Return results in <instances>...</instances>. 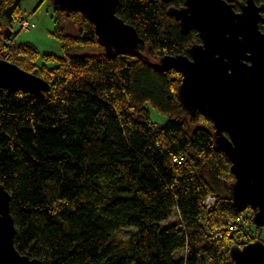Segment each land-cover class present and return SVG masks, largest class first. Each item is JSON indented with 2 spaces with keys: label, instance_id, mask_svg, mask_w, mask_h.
Masks as SVG:
<instances>
[{
  "label": "trees",
  "instance_id": "trees-1",
  "mask_svg": "<svg viewBox=\"0 0 264 264\" xmlns=\"http://www.w3.org/2000/svg\"><path fill=\"white\" fill-rule=\"evenodd\" d=\"M22 1L0 0V51L9 49L0 60L47 88H0V185L11 195L18 252L41 264H230L232 249L262 241L264 228L251 236L239 222L247 212L234 210L232 164L215 148L213 122L177 98L179 73L139 57L107 58L86 16L58 8L52 35L62 57L5 45ZM185 1L120 0L117 15L138 31L151 62L202 43L168 14ZM148 106L168 118L163 127ZM209 196L216 202L208 210ZM175 213L178 222L165 225Z\"/></svg>",
  "mask_w": 264,
  "mask_h": 264
},
{
  "label": "water",
  "instance_id": "water-1",
  "mask_svg": "<svg viewBox=\"0 0 264 264\" xmlns=\"http://www.w3.org/2000/svg\"><path fill=\"white\" fill-rule=\"evenodd\" d=\"M51 2L67 14L85 15L107 58L139 57L160 73L176 71L182 76L179 102L188 114L200 112L211 119L215 148L232 164L236 214L250 209L254 226L264 228V5L247 0L236 12L237 0H186L181 8L171 7L168 14L180 23L182 33L196 30L202 43L193 44L188 55L151 62L140 52L144 40L138 31L117 15L120 0ZM0 88L38 94L47 84L0 60ZM10 203L11 195L0 185V264H41L16 249ZM231 258L230 264H264V243L257 240L234 248Z\"/></svg>",
  "mask_w": 264,
  "mask_h": 264
},
{
  "label": "rangeland",
  "instance_id": "rangeland-1",
  "mask_svg": "<svg viewBox=\"0 0 264 264\" xmlns=\"http://www.w3.org/2000/svg\"><path fill=\"white\" fill-rule=\"evenodd\" d=\"M26 20L29 22V24L27 27H24L25 25L23 23L27 22ZM21 24L23 25V27H21ZM12 27H13L12 31L14 32V34L11 33L10 37L7 36L5 37L6 30L4 31V35H1V40L5 45L7 44L9 46H18V44L30 43L34 45L42 55L53 54L56 55L57 57H62V50L60 43L52 35L55 28V22H54V7L51 0H23L21 5V20L13 24ZM70 29H72L71 25H70ZM0 55L4 57L6 56L5 59H7L9 57V49L4 47L2 51H0ZM38 64L40 65L45 64L48 67L53 68L57 65V62L54 63L52 62L50 64H47L44 63V61L41 59L38 62ZM177 79H179L178 76ZM148 109L150 112L151 121L154 123V125L157 128L163 127L166 124L168 118L163 114H161L159 111H157V109L151 106H148ZM214 205L215 202H211V204L207 205L206 208L211 209L212 207H214ZM251 211L252 210L250 209L246 211L247 214L244 215L245 220L240 224L249 227V231L252 234L251 236L254 237L256 236L255 235L256 227L254 226L253 223H251L250 220L253 214ZM178 220H179L178 214L175 213L173 218L165 225L174 224L178 222ZM128 234L129 232L123 231L122 233H120L118 237L126 238ZM261 237H262V242L264 243V229L261 232ZM244 244L247 245L249 244V242H247L246 240ZM240 248H242V246ZM181 256L182 254H179L177 257H181Z\"/></svg>",
  "mask_w": 264,
  "mask_h": 264
},
{
  "label": "built area",
  "instance_id": "built-area-1",
  "mask_svg": "<svg viewBox=\"0 0 264 264\" xmlns=\"http://www.w3.org/2000/svg\"><path fill=\"white\" fill-rule=\"evenodd\" d=\"M23 24L25 25L24 27H27L29 23H28V22H25V23H23ZM211 202H216V198L213 197V196H209V197H207V199H206V201H205L206 207H207V205H210ZM208 209H209V208H208ZM239 222H240V223L243 222V217H240V218H239Z\"/></svg>",
  "mask_w": 264,
  "mask_h": 264
}]
</instances>
